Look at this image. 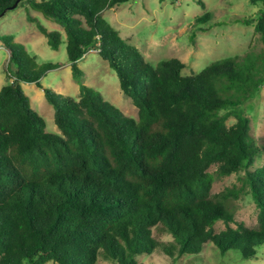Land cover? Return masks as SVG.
Here are the masks:
<instances>
[{
	"label": "trees",
	"instance_id": "1",
	"mask_svg": "<svg viewBox=\"0 0 264 264\" xmlns=\"http://www.w3.org/2000/svg\"><path fill=\"white\" fill-rule=\"evenodd\" d=\"M130 1L18 5L27 4L63 29L65 37L28 16L52 50L66 42L78 99L59 95L58 101L41 85L45 73L61 64L42 69L13 35L0 36L9 80L0 90V264H98L101 258L143 264L139 257L159 249L198 256L207 243L250 260L264 245V167L252 169L264 147L251 135L245 110L264 87V51L256 53L251 43L245 55L189 76L178 58L152 67L103 17ZM16 2L0 0V15ZM252 3L259 5L255 18L237 23L253 24L264 45V0ZM211 20L207 12L197 23ZM90 50L117 73L122 92L138 108L137 119L83 84L78 63ZM22 84L44 90L60 133L46 131V120L32 109ZM212 167L218 177L243 172L242 186L213 194ZM240 194L256 204L255 228L236 221L226 206ZM220 221L226 228L216 232ZM158 225L173 242L154 238Z\"/></svg>",
	"mask_w": 264,
	"mask_h": 264
},
{
	"label": "rangeland",
	"instance_id": "2",
	"mask_svg": "<svg viewBox=\"0 0 264 264\" xmlns=\"http://www.w3.org/2000/svg\"><path fill=\"white\" fill-rule=\"evenodd\" d=\"M27 7V4L19 6L0 18V36H15V42L22 44L31 56H35L42 69L46 64H61V68L45 73L41 85L55 92L58 101H61L59 95L78 99L80 85L72 74L66 42L63 41L58 51L52 50L47 39L28 21V16L38 18L49 31H61L65 37L63 29ZM258 11L259 5H254L252 0H131L105 11L103 17L128 44L141 52L152 67L162 61L178 58L186 65L183 75L189 76L199 73L215 61L245 55L251 43H254L253 51L256 53L264 51L259 36L255 35L254 25L237 23L254 19ZM207 12L212 14V20L208 24L199 25L197 18ZM203 28L208 29L205 31ZM7 60L8 53L0 42V90L9 84L4 71ZM78 65L84 74L83 84L99 93L106 102L113 104L126 116L138 118V108L122 92L117 73L96 50H90ZM22 86L32 109L46 120V131L57 133L59 130L55 124V111L46 99L44 90L35 84ZM245 110L251 120V135L259 147H264V87L246 104ZM234 123L235 120L230 119L227 124L232 126ZM261 167H264V152L258 156L252 169ZM209 172L215 177L213 194L242 186L239 177L244 175L243 172L229 177H218L215 167ZM226 206L236 221L245 223L249 228L257 227L258 209L249 194L229 197ZM232 226L235 227L234 224ZM225 228L222 221L215 225L216 232ZM153 236L163 243L173 242L169 234L162 232L161 225L154 228ZM138 260L143 264H264V245L257 248V258L250 260L244 259L238 251L222 254L213 243H207L198 256H171L159 249ZM98 264L113 263L101 258Z\"/></svg>",
	"mask_w": 264,
	"mask_h": 264
},
{
	"label": "water",
	"instance_id": "3",
	"mask_svg": "<svg viewBox=\"0 0 264 264\" xmlns=\"http://www.w3.org/2000/svg\"><path fill=\"white\" fill-rule=\"evenodd\" d=\"M20 2H21V0H17V2H16V3H15L10 9L4 11V12L0 15V18L3 17V16H5L6 13H7L8 11L16 9V8L18 7V5L20 4Z\"/></svg>",
	"mask_w": 264,
	"mask_h": 264
},
{
	"label": "crops",
	"instance_id": "4",
	"mask_svg": "<svg viewBox=\"0 0 264 264\" xmlns=\"http://www.w3.org/2000/svg\"><path fill=\"white\" fill-rule=\"evenodd\" d=\"M15 37V36H14ZM3 47V46H2ZM4 48V47H3ZM5 49V48H4ZM7 52V51H6ZM97 52V51H96ZM98 53V52H97ZM23 87V86H22ZM57 133H60V131H58Z\"/></svg>",
	"mask_w": 264,
	"mask_h": 264
}]
</instances>
